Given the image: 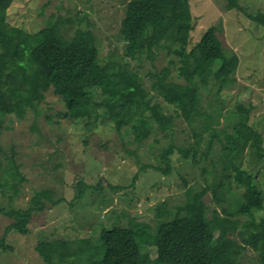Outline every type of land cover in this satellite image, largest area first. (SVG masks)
<instances>
[{
  "label": "trees",
  "instance_id": "1",
  "mask_svg": "<svg viewBox=\"0 0 264 264\" xmlns=\"http://www.w3.org/2000/svg\"><path fill=\"white\" fill-rule=\"evenodd\" d=\"M11 4L12 0H0V13ZM228 8L242 9L238 0H228ZM247 16L264 28V12ZM63 25L62 19L54 16L37 32L0 23V134L5 116L14 114L22 120L28 111L38 112L45 93L53 89L65 101L66 116L73 120L84 116H89L88 120L110 119L117 132L133 136L131 141L138 149L152 133L174 131V116L155 100L162 96L193 127L196 141L190 147H181L168 134L172 142L160 152L165 167L148 164L144 169L168 175L177 154L192 165L205 161L206 156L199 154L205 132L221 142L224 153L221 173L215 162H211V169L203 167V179L212 181L200 190L188 186L186 200L177 210L166 202L156 206L158 222L154 228L134 218L127 226L112 222L94 240L56 241L57 257L67 259L68 264H144L143 248L151 246L156 256L146 264H245L246 252L252 249L257 262L264 264V190L257 174L242 168L236 160L248 135L255 138L259 150L264 149L259 131L248 123L252 106L238 104L223 112L224 90L232 89L237 82L240 57L223 44L219 28L209 27L191 46L194 17L189 0H130L120 27L123 54L101 57L98 49L86 43L83 29L67 37ZM160 26L165 29L156 38ZM162 49L176 58L170 61L177 67V76L186 82L172 80L170 66L150 70L152 89L157 91L153 95L140 70L146 60L154 63ZM132 61L136 63L134 68ZM201 89L208 94V111L201 108ZM221 118L230 122L233 133L229 128L213 126L220 124ZM199 121L201 125L197 126ZM20 167L14 154H8L0 144V194L6 196L12 190L13 198L19 193L26 180ZM233 182L243 189L242 193L233 192ZM79 189L77 197L81 198L84 189ZM210 190L215 201L227 199V192L236 194L234 208L213 209L204 201ZM53 194L49 189L40 190L26 210L1 207L14 217L6 234H28L32 213L47 207L42 198L53 207L64 201L53 199ZM63 246L66 249L59 251ZM0 247H9L4 238Z\"/></svg>",
  "mask_w": 264,
  "mask_h": 264
},
{
  "label": "rangeland",
  "instance_id": "2",
  "mask_svg": "<svg viewBox=\"0 0 264 264\" xmlns=\"http://www.w3.org/2000/svg\"><path fill=\"white\" fill-rule=\"evenodd\" d=\"M129 1L12 0L8 10L0 13V23L37 32L51 16L60 17L67 37L77 29H83L86 43L90 48L98 49L101 57L109 53L122 55L124 41L120 27ZM189 1L194 17L191 46L214 25L219 28L217 33L223 44L239 54L237 82L232 89L224 90L223 112L238 104L252 106L248 123L259 131L264 149V28L247 16V13L264 12V0H238L242 9H229L228 0ZM164 29L163 26L157 29L156 38ZM171 59L176 58L162 49L154 63L144 62L140 72L153 95H157V91L152 89L150 70L170 66V78L186 82L177 76V67ZM135 64L131 62L133 68ZM200 96L201 108L208 111L207 91L202 90ZM155 100L165 112L174 116V131L172 134L171 131L152 133L138 149L137 143L131 141L133 136L117 132L110 119L88 120L89 116H84L73 120L66 116L65 101L53 89L45 93L44 100L37 107L38 112L30 110L22 120L14 114L3 118L0 144L8 154H14L26 180L15 197L10 198L12 190L6 196L0 194V240L4 238L9 246L7 249L0 247V264H68L65 263L67 259L57 257L56 241L89 237L94 240L104 226L112 222L127 226L133 218L154 228L158 222L157 205L166 202L169 208L177 210L178 205L186 200L188 186L200 190L207 181H212L211 178L203 179V167L211 169V162H215V168L221 173L223 161L220 158L224 151L221 142L212 138L211 132H205L201 139L199 154L206 156L205 161L192 165L177 154L168 175L153 168L144 169L148 164L165 167L160 152L172 142L170 135L181 147H190L196 141L193 127L187 120L177 115L162 96H156ZM221 119L220 124L213 126L229 128L228 131L233 133L230 122ZM244 142L236 160L242 168L257 174L264 190V150L258 149V143L251 135ZM232 185L233 192L242 193L243 189L237 188L235 182ZM79 186L84 189L81 198L77 197ZM43 189L52 190L53 199L63 198L64 201L53 207L48 199L42 198L47 207L32 213L29 233L13 231L6 234V227L14 217L4 213L1 207L26 210L32 205V197ZM233 192H227V199L215 201L210 190L204 201L213 209L234 208L237 195ZM64 249L65 246L59 251ZM155 256V248H143L144 264ZM256 259L257 253L249 249L244 262L259 264Z\"/></svg>",
  "mask_w": 264,
  "mask_h": 264
}]
</instances>
